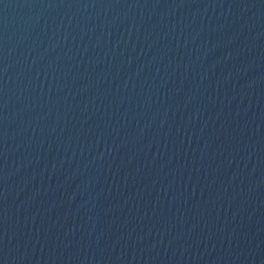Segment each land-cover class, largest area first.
<instances>
[{
    "label": "water",
    "instance_id": "water-1",
    "mask_svg": "<svg viewBox=\"0 0 264 264\" xmlns=\"http://www.w3.org/2000/svg\"><path fill=\"white\" fill-rule=\"evenodd\" d=\"M0 264H264V0H0Z\"/></svg>",
    "mask_w": 264,
    "mask_h": 264
}]
</instances>
